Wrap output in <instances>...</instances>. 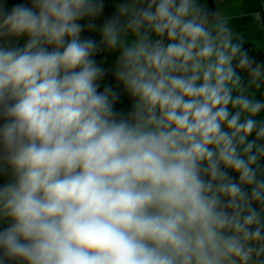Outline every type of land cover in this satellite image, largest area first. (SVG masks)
Listing matches in <instances>:
<instances>
[{
    "label": "clouds",
    "instance_id": "9594fccd",
    "mask_svg": "<svg viewBox=\"0 0 264 264\" xmlns=\"http://www.w3.org/2000/svg\"><path fill=\"white\" fill-rule=\"evenodd\" d=\"M105 7L0 0V264H264V61L207 0Z\"/></svg>",
    "mask_w": 264,
    "mask_h": 264
},
{
    "label": "crops",
    "instance_id": "0c3cea01",
    "mask_svg": "<svg viewBox=\"0 0 264 264\" xmlns=\"http://www.w3.org/2000/svg\"><path fill=\"white\" fill-rule=\"evenodd\" d=\"M120 0H105V13L104 16H111L114 13V5L118 4ZM208 2V0H207ZM217 10H222L225 14L233 17L231 20L232 26L237 31H242L246 35V44H252L256 48L264 51V34L261 33L258 22L254 21L253 15L256 12H263L264 7H262V0H222L217 2L214 0ZM209 5V2H208ZM100 21H98L99 23ZM85 36H92L93 38L98 39V36L95 33L85 32ZM98 60L104 62L105 66L112 65L115 57L113 55H107L105 58L104 54H101L97 57ZM108 81H112V77L109 76ZM118 109H123L125 111L129 108V102L126 98L121 99L117 105Z\"/></svg>",
    "mask_w": 264,
    "mask_h": 264
},
{
    "label": "trees",
    "instance_id": "16d2710c",
    "mask_svg": "<svg viewBox=\"0 0 264 264\" xmlns=\"http://www.w3.org/2000/svg\"><path fill=\"white\" fill-rule=\"evenodd\" d=\"M11 2V0H10ZM262 3L264 5V0H262ZM260 25L264 26V9L263 12L261 13L260 16ZM245 48L249 51V54L253 57H255V59L257 61H264V51L259 49L258 47L256 48L254 45L252 44H246ZM8 180L7 176H0V183H4Z\"/></svg>",
    "mask_w": 264,
    "mask_h": 264
},
{
    "label": "water",
    "instance_id": "95a60500",
    "mask_svg": "<svg viewBox=\"0 0 264 264\" xmlns=\"http://www.w3.org/2000/svg\"><path fill=\"white\" fill-rule=\"evenodd\" d=\"M208 2H209V7H210V8H213V9H216V10H217V7H216V5H215L214 0H208Z\"/></svg>",
    "mask_w": 264,
    "mask_h": 264
},
{
    "label": "built area",
    "instance_id": "2783aa9c",
    "mask_svg": "<svg viewBox=\"0 0 264 264\" xmlns=\"http://www.w3.org/2000/svg\"><path fill=\"white\" fill-rule=\"evenodd\" d=\"M222 0H217V2H221ZM261 20V19H260ZM258 23H260V21L258 22Z\"/></svg>",
    "mask_w": 264,
    "mask_h": 264
}]
</instances>
